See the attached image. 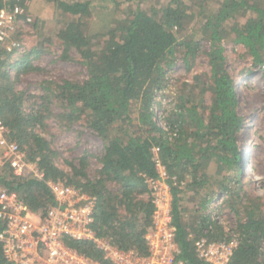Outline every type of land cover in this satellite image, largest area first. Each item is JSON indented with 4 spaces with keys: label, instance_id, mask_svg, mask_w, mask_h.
Returning <instances> with one entry per match:
<instances>
[{
    "label": "trees",
    "instance_id": "1",
    "mask_svg": "<svg viewBox=\"0 0 264 264\" xmlns=\"http://www.w3.org/2000/svg\"><path fill=\"white\" fill-rule=\"evenodd\" d=\"M30 1L0 0V10L6 4H19L28 12ZM53 1L58 7L57 23L51 27L28 12L36 30L35 44L21 54L2 50L0 59L3 119L11 129V139L45 172V180L15 175L4 159L0 160V188L16 191L33 211H39L55 203L47 180L73 184L97 198L93 224L97 236L122 249L146 253L145 234L154 211L148 178L159 175L154 160L158 148L173 178L178 258L202 264L195 238L218 241L232 237L225 226L212 220L207 206L223 193L227 200L221 207L238 216L235 235L239 238L226 264H264L263 203L241 195L232 184L242 174L239 134L245 119L223 44L226 37H233L253 64L264 69V0H221L211 11L201 5V21L193 31L188 30L194 18L188 0H166L162 8L151 12L140 7L123 9L119 0H98L110 1L122 12L106 31L98 33L86 29L97 0ZM205 42L209 44L204 53L210 71L196 74L191 82L183 81L182 89L169 96L162 113L165 128L160 127L154 110L158 91L167 86L171 79L167 74L180 61L189 70L193 67ZM57 43L63 48V59L77 60L86 68V78L45 79L39 93L29 87L18 89V80L41 70L32 62L33 56ZM51 118L68 128L81 121L102 140V148L88 149L76 163L65 161L70 170L59 166L60 155L51 140L37 132ZM94 159L99 167H94ZM213 164L215 174L209 172ZM228 170L235 172L233 177ZM191 196L200 198V203L195 215L186 219L182 201ZM2 228L0 220V231ZM68 243L111 264L91 242ZM4 261L0 241V264Z\"/></svg>",
    "mask_w": 264,
    "mask_h": 264
},
{
    "label": "built area",
    "instance_id": "2",
    "mask_svg": "<svg viewBox=\"0 0 264 264\" xmlns=\"http://www.w3.org/2000/svg\"><path fill=\"white\" fill-rule=\"evenodd\" d=\"M30 25L32 18L23 6L6 4L0 10V59L2 50L21 54L27 49L20 33ZM10 135L0 104V160H8L17 176L30 174L45 180V172L27 158V152ZM154 155L159 175L148 178L154 211L145 234L146 253L122 249L97 236L93 227L97 198L59 179L47 180L55 203L39 211H33L16 191L0 188V241L5 260L2 264H103L71 246L70 241L93 243L111 264H188L178 258L173 178L159 157L158 148ZM211 218L216 220L212 215ZM238 244L239 238L234 234L228 240H210L206 236L194 239L202 264L228 263Z\"/></svg>",
    "mask_w": 264,
    "mask_h": 264
},
{
    "label": "rangeland",
    "instance_id": "3",
    "mask_svg": "<svg viewBox=\"0 0 264 264\" xmlns=\"http://www.w3.org/2000/svg\"><path fill=\"white\" fill-rule=\"evenodd\" d=\"M123 9H136L138 7L151 12L153 8L160 9L166 4V0H119ZM221 0H188L192 6L194 18L188 25V30L197 29L199 12L201 5L209 11L215 10L220 6ZM93 6V15L87 23L86 29L89 33H98L106 31L114 17L122 12L116 11L110 1H96ZM28 12L44 20L49 26H54L57 22L58 7L53 0H32L28 7ZM246 17V16H245ZM243 19H246V18ZM242 20V19H241ZM25 39L27 49L32 47L36 41V30L34 25L27 27L20 33ZM227 63L232 75L235 78L237 91L239 94V111L244 116V128L239 134V147L242 157V174L239 182H233L241 190V195H248L252 198H258L263 203L264 210V69L253 64L252 58L246 56L245 48L234 42L233 37L228 36L223 40ZM209 48L208 42H205L199 51L196 62L189 70L183 62H179L167 75L171 77L165 88L157 93V100L154 105L155 120L158 125L164 127L162 113L170 95H176L182 89V82H191L196 74L209 72L210 67L207 62L205 50ZM63 48L60 44H54L50 49L35 54L32 62L39 66L41 70L32 71L16 82L18 89L25 87L31 88L34 93L41 91L40 82L45 79L60 81L63 79L83 80L87 76L86 68L77 60H65L62 58ZM71 55L79 58L76 51H71ZM12 76L16 74L15 69H10ZM15 78V77H14ZM209 99V95L207 97ZM37 132L51 140L52 146L59 153L58 165L70 170V166L65 161L78 162L80 156L86 153L88 149H101L103 142L91 133L80 121L75 123L74 127L68 128L62 125V122L56 118L47 121V126L38 127ZM94 167H99L97 159L93 160ZM217 166L211 165L209 172L215 174ZM247 170V171H246ZM236 171V169H235ZM235 172H229L233 177ZM212 193V192H211ZM216 195V193H214ZM213 195V193H212ZM227 200L225 194H220L207 205L211 210V215L215 221L225 226L230 234H236L238 228V216L224 208ZM200 198L187 197L182 201V206L186 209L184 217L195 215ZM223 206L221 207V205Z\"/></svg>",
    "mask_w": 264,
    "mask_h": 264
},
{
    "label": "bare ground",
    "instance_id": "4",
    "mask_svg": "<svg viewBox=\"0 0 264 264\" xmlns=\"http://www.w3.org/2000/svg\"><path fill=\"white\" fill-rule=\"evenodd\" d=\"M247 171V170H246Z\"/></svg>",
    "mask_w": 264,
    "mask_h": 264
}]
</instances>
